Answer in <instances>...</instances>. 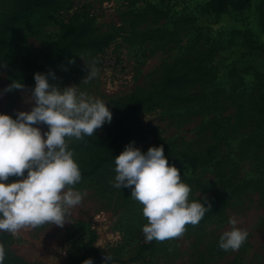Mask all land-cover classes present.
I'll return each instance as SVG.
<instances>
[{
    "label": "rangeland",
    "instance_id": "1",
    "mask_svg": "<svg viewBox=\"0 0 264 264\" xmlns=\"http://www.w3.org/2000/svg\"><path fill=\"white\" fill-rule=\"evenodd\" d=\"M68 1L64 13L18 29L14 51L0 69V112L15 117L31 109L27 101L34 85L26 76L52 56L55 42L86 22L108 36L101 51L116 57L117 66L100 63L99 51L77 54L50 82L78 85L106 101L113 119L96 130V144L134 93L155 89L169 69L186 71L214 51L203 65L213 81L194 82L188 91L200 95L185 103L156 100L155 107H142L138 126L124 145L135 141L145 152L163 145L169 163L191 187L189 199L207 197L212 208L182 236L152 243L142 231L148 222L143 205L131 197L130 188L113 186V169L75 185L87 195L63 227L44 224L15 235L0 233L10 251L31 263L83 264L84 247L92 243L116 255L121 264H264V0L222 14L209 8V0H81L85 6L77 12L72 3L80 0ZM12 2L0 0V16ZM91 9L97 11L93 18ZM86 62L99 69L90 81H83L89 73ZM195 77L191 72L190 78ZM13 79L26 87L5 92ZM40 127L47 130V125ZM90 153L74 151V156L79 163ZM231 190L235 196L226 201ZM232 218L249 237L238 250L225 251L218 242L231 229Z\"/></svg>",
    "mask_w": 264,
    "mask_h": 264
},
{
    "label": "clouds",
    "instance_id": "2",
    "mask_svg": "<svg viewBox=\"0 0 264 264\" xmlns=\"http://www.w3.org/2000/svg\"><path fill=\"white\" fill-rule=\"evenodd\" d=\"M87 65L89 73L83 81L99 73L95 62ZM50 77L56 79L52 70L34 74L35 86L27 101L32 104L30 110L18 111L15 117L0 112V233L15 235L27 226L44 224L63 227L71 221V210L87 193L75 187L82 172L69 143L93 136L113 119L105 100L75 84H54ZM25 87L22 80L13 79L4 91ZM40 125H47V130ZM115 172L113 186L130 188L131 197L143 205L148 222L142 231L148 241L182 236L187 224H198L212 208L207 197L189 199L191 187L180 169L169 163L163 145L145 152L135 141L128 143L115 156ZM229 224L231 229L222 233L218 244L225 251H235L247 241L249 232L238 227L234 218ZM6 256L5 244L0 241V264ZM111 261L112 257L106 256L105 264ZM83 264H94L93 258Z\"/></svg>",
    "mask_w": 264,
    "mask_h": 264
},
{
    "label": "trees",
    "instance_id": "3",
    "mask_svg": "<svg viewBox=\"0 0 264 264\" xmlns=\"http://www.w3.org/2000/svg\"><path fill=\"white\" fill-rule=\"evenodd\" d=\"M253 0H209V8L216 14L226 13L230 10L242 11L248 8ZM68 0H13L11 8L0 16V69H2L12 55L18 36V29L27 25L34 27L38 18H45L50 14L68 8ZM108 36L101 35L90 23L81 24L71 35L55 42L52 56L46 62L36 66L32 73L26 76L25 81L35 86L34 74L47 73L64 68L69 60L77 55L90 51H101L109 44ZM215 55L210 51L198 64L186 71L179 68L169 69L160 79L157 87L147 93L138 91L126 102L124 109L114 120L112 129L108 131L99 144L93 137L85 136L83 140H76L69 147L74 151L90 150L88 158L78 164L82 172V179H93L115 169V156L123 150L125 143L136 130L139 120L138 113L142 107L153 108L156 100H169L172 104L185 103L200 95L188 93L194 82L201 85L213 81V73L203 65L210 62ZM197 75L192 80L190 73ZM18 178V177H10ZM235 196V190L227 195L229 201ZM192 226L187 224L186 228ZM4 239V238H3ZM153 243V241H152ZM85 259L93 258L94 264H105L106 256L112 257L110 264H121L119 258L113 253L100 247L85 245ZM4 264H40L31 263L17 256H6Z\"/></svg>",
    "mask_w": 264,
    "mask_h": 264
},
{
    "label": "built area",
    "instance_id": "4",
    "mask_svg": "<svg viewBox=\"0 0 264 264\" xmlns=\"http://www.w3.org/2000/svg\"><path fill=\"white\" fill-rule=\"evenodd\" d=\"M84 6H85L84 1L80 0V1H77L76 4H75V2H74V4L72 3L71 8L74 12H77V11L83 10ZM62 13H64V11H62ZM96 15H97V11L95 9H93V10L91 9L90 10V16L93 18ZM98 61L100 63H102L104 66H107L109 68L116 67L117 63H118L117 58L110 55L107 50H104V51H101L98 53ZM2 234H3V236H6L5 234H7V233L5 231Z\"/></svg>",
    "mask_w": 264,
    "mask_h": 264
},
{
    "label": "crops",
    "instance_id": "5",
    "mask_svg": "<svg viewBox=\"0 0 264 264\" xmlns=\"http://www.w3.org/2000/svg\"><path fill=\"white\" fill-rule=\"evenodd\" d=\"M0 241H3L4 242L5 247H6V252H7L8 255L20 257L19 255L15 254L14 252L10 251L11 245L7 244V242H6L5 239H3L2 237H0Z\"/></svg>",
    "mask_w": 264,
    "mask_h": 264
}]
</instances>
